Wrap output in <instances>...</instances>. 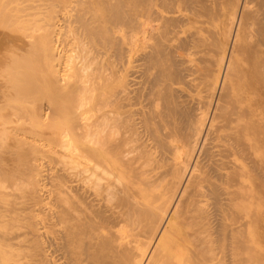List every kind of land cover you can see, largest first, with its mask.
<instances>
[{"label": "bare ground", "instance_id": "6f19581e", "mask_svg": "<svg viewBox=\"0 0 264 264\" xmlns=\"http://www.w3.org/2000/svg\"><path fill=\"white\" fill-rule=\"evenodd\" d=\"M0 264H264V0H0Z\"/></svg>", "mask_w": 264, "mask_h": 264}, {"label": "rangeland", "instance_id": "374dc122", "mask_svg": "<svg viewBox=\"0 0 264 264\" xmlns=\"http://www.w3.org/2000/svg\"><path fill=\"white\" fill-rule=\"evenodd\" d=\"M42 138H43V137H42ZM47 138H48V137H47ZM47 138H46V139H43V140H44V141H43L41 138H38V137H37V139H39V140L41 139V140L39 141V143H40V142L42 143V144L40 143V145H41L42 147L40 146L41 148H40V147H39V148H40L41 150L43 149V151L40 150L42 153L40 152V154H39V151H38V152H37V153H38L37 155L39 156V158H41V161L43 162V165H48V164H49V160H50V158L52 157V154H54V153H52V151L50 150L51 147L53 146V145H51L52 142L49 140V141L51 142V143L49 144V141L47 140ZM48 139H49V138H48ZM46 141H47V142H46ZM39 143H38V144H39ZM43 143H44V144H43ZM52 144H53V143H52ZM50 145H51V146H50ZM48 146H50V147H49L50 149L48 148ZM44 147H46V150H45V151H44ZM47 149L50 150L52 154L49 153V151H47ZM47 152H48V153H47ZM50 154H51V156H49ZM37 155H36V156H37ZM38 156H37V157H38ZM42 158H43V159H42ZM44 168H45V167H44Z\"/></svg>", "mask_w": 264, "mask_h": 264}]
</instances>
